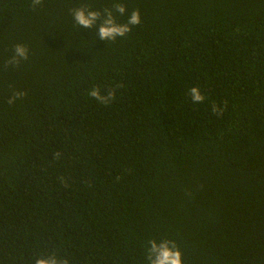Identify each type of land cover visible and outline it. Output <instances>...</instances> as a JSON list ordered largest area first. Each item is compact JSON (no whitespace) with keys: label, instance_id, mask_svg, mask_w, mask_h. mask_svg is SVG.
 <instances>
[{"label":"trees","instance_id":"trees-1","mask_svg":"<svg viewBox=\"0 0 264 264\" xmlns=\"http://www.w3.org/2000/svg\"><path fill=\"white\" fill-rule=\"evenodd\" d=\"M114 2L140 12L126 38L73 26ZM31 3L0 0V264H147L163 238L183 264H264V0Z\"/></svg>","mask_w":264,"mask_h":264},{"label":"clouds","instance_id":"clouds-1","mask_svg":"<svg viewBox=\"0 0 264 264\" xmlns=\"http://www.w3.org/2000/svg\"><path fill=\"white\" fill-rule=\"evenodd\" d=\"M43 0H32L31 7L35 9L41 5ZM73 26L81 29L95 30L96 38L103 42H116L117 39L126 38L132 28L141 23V16L138 9L128 13L127 7L121 2H114L111 7H104L101 10H94L90 5H80L71 9ZM127 15L124 23L118 22V17ZM29 58V49L23 44H16L13 49V55L5 62V67H19L21 61ZM24 92H15L8 100L9 104H14L16 100L25 96ZM88 95L99 103L108 105L115 99V90H109L102 94L99 88H92ZM188 95L191 102L195 104L203 103L205 96L201 94L198 87L189 89ZM213 115H221L223 109L217 105H212ZM59 159V153L56 154ZM147 264H183L182 252L178 244L171 239L163 238L161 240L151 239L148 241L146 249ZM34 264H70L66 258H60L54 253L41 254L34 260Z\"/></svg>","mask_w":264,"mask_h":264}]
</instances>
